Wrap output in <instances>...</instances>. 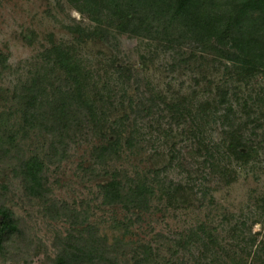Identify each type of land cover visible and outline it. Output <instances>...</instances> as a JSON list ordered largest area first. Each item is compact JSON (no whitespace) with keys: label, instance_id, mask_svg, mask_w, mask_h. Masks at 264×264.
Masks as SVG:
<instances>
[{"label":"trees","instance_id":"16d2710c","mask_svg":"<svg viewBox=\"0 0 264 264\" xmlns=\"http://www.w3.org/2000/svg\"><path fill=\"white\" fill-rule=\"evenodd\" d=\"M64 1L89 24L69 27L75 43L53 42L46 47L15 89L14 111L0 114V164L10 167L27 197L44 201L49 194L46 161L62 162L70 144L83 132H94L97 142L90 160L94 171L101 173V204L123 214L122 233L110 241L76 210L51 205L62 212L70 227L53 264H150L159 253L154 243L135 244L127 237L129 229L150 213L155 199L185 203L195 187L204 198L209 195L212 174L226 179L233 165H248L257 157L258 145H264V0ZM121 35L156 43L184 64L188 63L185 55L197 57L233 74L238 88L230 91L226 85H217L199 101H166L148 88L140 91L134 69L117 60H110L111 77L99 86L96 76L83 65L78 48L92 41L116 49ZM6 63L1 56L2 69ZM248 89L251 93L241 98L240 92ZM159 114H168L171 127L158 128L157 141L169 138L174 126L207 170H197L198 177L186 173L185 183L163 177L174 164L183 167L182 153L174 143L169 147L168 167L148 174L110 170V164L144 147L148 142L145 124ZM213 127L219 130L217 139L211 138ZM30 134L47 139L44 159L23 152L22 143ZM251 230L242 224L230 231L238 247L243 246L240 256L221 248L203 224L174 239L155 237L166 242L165 264H264V242ZM18 233L13 212L0 205V247Z\"/></svg>","mask_w":264,"mask_h":264},{"label":"rangeland","instance_id":"374dc122","mask_svg":"<svg viewBox=\"0 0 264 264\" xmlns=\"http://www.w3.org/2000/svg\"><path fill=\"white\" fill-rule=\"evenodd\" d=\"M75 24L83 26L89 22L64 0H0V57L7 60L5 69L0 66V114L14 111L12 95L33 70L46 47L53 42L75 43L69 33V27ZM116 45L113 49L91 41L78 48L83 65L96 76L99 86L111 77L110 60H117L134 69L140 91L148 88L166 101L182 98L199 101L217 85H226L230 91L238 88L233 74L204 64L197 57L187 59L188 55L184 56L188 62L184 64L146 39L121 35L117 37ZM132 88L134 91V86ZM132 88L130 93H133ZM240 93L241 98L247 97L251 90ZM167 116L159 114L150 119L144 131L148 142L140 151L110 164V170L120 168L132 174H148L168 167V151L174 143L182 153L180 164L183 167L176 163L162 176L175 183H185L188 172L198 177L196 171L206 167L202 166L200 156L186 148L177 128L172 127L169 138L157 141L156 130L171 127ZM150 124L153 126L149 129ZM210 135L217 139L219 130L211 128ZM96 139L94 132L87 130L70 144L65 160L60 163L46 161L49 194L44 201L27 197L10 167L0 164V205L13 212L19 229L18 234L0 247V264H53L62 238L69 233L70 227L62 212H56L51 205L76 210L110 241L121 235L123 214L101 204L98 190L101 173L91 166L90 151ZM254 143L257 146L258 140ZM47 146L45 137L30 134L22 143V150L27 156L38 155L44 159ZM209 189V195L203 198L195 187L185 203L176 205L156 198L150 213L142 217V223L129 229L127 240L135 244L154 243L153 247H157L159 253L150 264H165L168 257L165 240H157L155 236L160 234L174 239L183 231L202 224L213 233L221 248L238 256L242 255L243 246L239 244L238 247L230 233L233 227L251 226V233H259L258 241L264 242V145L260 148L258 145V155L248 165H233L226 179L212 174ZM159 190L160 186L156 191ZM177 200L181 201V197Z\"/></svg>","mask_w":264,"mask_h":264}]
</instances>
